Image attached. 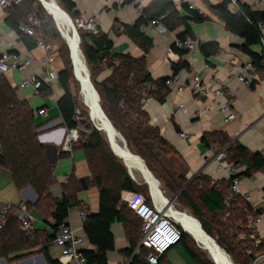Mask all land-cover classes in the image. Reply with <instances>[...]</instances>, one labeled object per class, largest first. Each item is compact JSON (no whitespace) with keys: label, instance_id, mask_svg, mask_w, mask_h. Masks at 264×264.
Masks as SVG:
<instances>
[{"label":"trees","instance_id":"16d2710c","mask_svg":"<svg viewBox=\"0 0 264 264\" xmlns=\"http://www.w3.org/2000/svg\"><path fill=\"white\" fill-rule=\"evenodd\" d=\"M55 1L72 19L76 17L73 1ZM212 7L225 27L243 39L239 45L240 50L250 57L254 67L264 71V65L261 64L264 54L260 45L262 32L257 27L258 22L264 21V11L253 10L242 2L239 3L237 10H232L228 0H220ZM183 8L187 12L185 15L177 10L173 0H151L148 6L142 8L134 23L125 26L127 35L142 49L143 53L140 56L134 57L128 53L111 54L108 50L112 42L106 33L100 31L92 33L78 28L80 48L91 82L99 94L103 112L124 137L128 149L143 159L147 168L161 181L165 191L176 194L178 200L180 197L184 198L180 203L193 214L201 223L203 230L215 239L235 264H249V259L243 255L236 235L247 229V219L253 214L260 213L259 210H254L248 201L239 198L234 200L232 205L225 206L223 200L228 185L212 183L205 177L198 176L183 188L185 179L170 176L167 169L168 161L161 155L163 152L172 151V147L160 135L157 127L149 124L148 115L142 107V92L161 101L169 89L164 83L168 77L152 79L146 69L144 55L151 47L152 40L141 30V26L151 19L161 18L168 31L175 32L176 39L193 40L195 36L192 23H200L208 16L197 9L189 8V5H184ZM3 10L7 13L6 24L16 31L27 49L35 47L38 40L45 44H58L57 55L61 68L57 71V81L63 89V94L58 98L56 106L63 125L67 128L76 127L80 120L87 118V109H83L79 116L74 112L75 108L79 110L81 100L78 90L74 93L71 89L72 81L75 79L71 72L68 48L51 15L44 11L38 0H17ZM19 25L26 26L28 31H21ZM257 44L260 45V51L253 50V46ZM198 46L205 58L214 55L218 50L215 41L199 43ZM171 48L179 56V60L172 63V73L176 74L181 69L188 68L186 58L188 51L184 47H176L174 43ZM104 67L110 68L111 71L104 79L99 80L98 72ZM145 84L154 85L156 88L147 91L149 88ZM43 90L47 91L48 88L42 83L34 95ZM35 109L37 108L32 107L28 100L18 96L16 88L3 72H0V166L6 169L17 190L27 186L33 189L36 200L33 203L25 201L26 206L31 214L33 212L36 216L39 215L46 225L45 229L34 227L35 220H32L31 230L26 232L11 212L6 224L0 229V258L9 263L23 259L32 250L31 255L42 253L47 264H61L57 258L49 254V246L52 244L57 226L66 222L72 207L81 206L82 191L95 186L98 192V207L95 211L86 210V219L83 223V232L88 244L92 246L83 250L85 264H108L107 252L115 248L114 235L111 231L114 222L124 226L128 244L120 251L129 259L126 264H149L144 257L148 253L147 248L141 246L139 254L133 253L140 238V231L138 234L136 221L131 218L120 197L122 190L140 193L149 205L147 185L137 184L129 177L121 159L113 154L101 132L94 127L90 128L88 133H83L85 135L83 141L80 137L71 146L73 148L74 144H79L84 149L90 176H76L70 173L62 182H56L54 164L49 162L44 145L38 140L37 129L40 123L34 114ZM202 140L207 146L210 144L226 146L229 161L246 165L243 171L245 175H249L253 170L264 169V160L259 153L250 154L240 143L229 142L221 131L205 134ZM68 154L66 150H59L56 156L59 159ZM194 192L196 198L192 196ZM202 207L207 213L218 216L216 219L213 218L215 222H209L203 214ZM190 240L193 241L181 230L179 242L186 245L196 263L213 264L205 254H201L199 247L197 249L191 244ZM188 244L192 249L188 248ZM236 247L238 250L235 253Z\"/></svg>","mask_w":264,"mask_h":264},{"label":"crops","instance_id":"0c3cea01","mask_svg":"<svg viewBox=\"0 0 264 264\" xmlns=\"http://www.w3.org/2000/svg\"><path fill=\"white\" fill-rule=\"evenodd\" d=\"M71 1L75 5L73 8L76 14L75 18H91L97 30L108 35L112 42V46L108 50L109 53H128L134 57L143 53L142 49L125 31V26L133 24L139 16L136 8L130 5H118L116 0ZM139 1L142 7L148 6L151 2V0ZM173 2L182 15L187 14L183 6L192 5L191 8L197 9L208 18L200 23L193 22L191 25L195 36L193 41L196 49L186 55L189 63L188 68L181 69L176 73L179 78L168 88L169 91L163 100L160 101L153 97L142 103V107L148 115L149 124L157 127L160 135L172 147V151L161 153L164 156L163 159L165 158L168 161L167 169L170 176L175 179L183 177L185 179L183 188L198 176L205 177L210 181L215 180L225 186L227 185L225 172L219 167V161L216 158L218 145L210 144L207 146L202 137L205 134L221 131L229 142L240 143L250 154L259 153L264 160V71L257 69L252 63L251 67H244L246 77L250 80L249 85L235 77L228 78L226 66L230 62H251V59L239 48L243 39L230 32L219 15L213 10L212 6L219 3L220 0H173ZM242 3L248 5L251 3L253 10L264 11V0H243ZM6 16V11L0 8V53L9 52L10 50L22 52L32 56L33 66L38 70L45 72L54 69L57 72L61 68V62L54 46L45 49L43 46L36 44L32 49H27L16 31L6 24ZM141 30L152 40L151 47L144 55L146 69L150 77L159 79L172 76V63L179 60L178 54L171 48L174 43L175 32L169 31L162 34L150 22L142 25ZM262 32L264 34V30ZM209 41L217 42L218 50L214 55L205 58L198 45ZM253 50L260 51V45L253 46ZM44 56L45 59L42 58ZM261 64L264 65V59H262ZM110 71V68L104 67L98 72V79H104ZM3 74L16 88L18 96L28 100L32 107L37 108L34 110V114L39 108L45 109V114H36L40 123L37 129L38 140L44 145V150L45 145L49 147L51 153L65 150L62 143L66 127L62 123V118L56 106L58 98L63 94V89L57 79L49 84L47 82L43 83L48 90H43L38 95L32 96L30 87L21 88L18 86L20 79L18 71L12 69ZM194 74H199L204 82H207L214 74L219 76L222 85L227 90V96L234 112L233 119H224L219 108V102L224 101L225 98L220 97L219 100L213 98L210 87H208L205 94H192L190 86ZM180 103H182V107L175 111V106ZM205 106L208 109L196 116L195 111L201 110ZM81 124L84 126V123L80 120L76 129L79 138L81 137L80 139L83 141L85 135L82 133ZM179 132H184L186 135L181 137ZM66 151L69 153L68 156L59 159L56 156L55 161H49L54 164L56 182H62L64 176L70 173L76 176H90L84 149L81 145L74 144L73 148ZM237 164L239 165L238 173L240 174L239 188L241 192L246 193L248 202L257 206L261 221L257 223L256 228L259 234L264 237V169L253 170L249 175H245L243 171L246 169V165ZM134 174L137 175L136 170H134ZM25 188L17 190L6 169L0 166V205L3 202L16 203L20 200L33 203L36 200L35 192L32 189L33 195L31 191ZM122 194L125 199L131 200L132 205H140L141 197L139 195L125 190ZM163 194H160V199ZM175 196L177 195L175 194ZM132 197H138V200H134ZM80 198L82 199L81 207L83 209L87 211L97 210L98 192L95 186L82 191ZM153 200L155 199L153 198ZM176 206L182 207L178 202ZM79 207H72L66 220V222L76 227L79 226ZM32 215L33 220H35L33 226L45 229L46 225L38 217L39 215L36 216L33 212ZM115 225L116 222L111 226L115 248L107 252L108 264H126L128 259L120 250L127 246V238L121 226ZM193 242L199 247L194 240ZM182 244L183 246L177 242L168 249L161 257L159 264H197L189 254L186 245ZM88 247L92 248L89 244ZM188 248L192 249L190 244H188ZM59 252L60 248L58 246L53 244L49 246L51 257L58 258ZM38 254L42 256L44 262L42 264H47L42 253L33 254L32 262L27 264H36L38 260L34 258ZM21 261L22 259H18L12 263L22 264ZM9 263L6 262V264Z\"/></svg>","mask_w":264,"mask_h":264},{"label":"built area","instance_id":"2783aa9c","mask_svg":"<svg viewBox=\"0 0 264 264\" xmlns=\"http://www.w3.org/2000/svg\"><path fill=\"white\" fill-rule=\"evenodd\" d=\"M17 0H0V8L5 9L11 3ZM243 0H228L230 9L237 10L239 3ZM118 5L126 6L130 5L136 8L138 13H141L142 5L139 0H116ZM251 7V3H249ZM192 5H189L191 8ZM154 28L162 33H168L167 27L161 22V18L151 19L149 21ZM39 23V22H38ZM74 23L78 28H81L87 32L96 33L98 30L95 23L91 18H74ZM258 29L262 32L264 30V21L257 23ZM19 29L23 32H27L28 28L24 25H19ZM37 45L43 46L45 49L52 48L51 45L43 43L38 40ZM174 44L176 47H184L187 51L193 52L196 49L194 41L190 38H186L184 41L179 39H174ZM260 45L262 53L264 54V34L260 38ZM45 59V56L42 57ZM172 59V57H171ZM250 61H245L243 63H238L236 61L230 62L226 66L228 71V78L231 79L235 77L239 81L250 84L249 78L246 77L244 72V67H251ZM16 70L20 74V79L18 86L23 88L28 86L31 88V94L34 95L38 92L39 87L42 83H51L53 80L57 79V72L54 69L46 70L42 72L38 70L32 63V56L26 55L22 52H16L15 50H10L9 52L0 53V72H6L8 70ZM179 76L173 74L165 79L164 83L167 88L178 80ZM149 90H154L156 87L154 85L145 84ZM208 87L211 89V94L213 98L220 99L224 97V101H220V111L222 112L225 120H231L234 118V112L231 108L229 98L227 96V90L222 85V81L217 74L212 75L207 82L201 79L199 74H194L192 76V84L190 90L192 94H205L208 91ZM141 103H145L153 98L150 94L142 92ZM218 99V100H219ZM182 107V103L175 106V111ZM208 109L205 106L201 110L195 111V115L198 116L200 112H204ZM75 114L77 115L79 110L75 108ZM37 115L45 114L44 108H39L36 110ZM181 137L186 134L184 132H179ZM79 139L76 127L65 128V135L63 138L62 147L65 150H70L74 142ZM216 158L219 161V167L223 169L226 176V181L228 185V190L225 194L223 203L225 206H230L234 203L237 198L248 201L246 193L241 192L240 186V176L238 175L239 166L237 163L229 161L226 154V146L217 148ZM67 176H64V180ZM212 183H216L215 180ZM123 192V191H122ZM121 192V194H122ZM120 194V195H121ZM136 194V193H134ZM121 199L127 201V204L132 209L139 212L141 223H140V238L136 248L133 253H140L139 248L141 246L148 249V253L144 255L145 260L149 264H157L160 258L170 249L173 245L179 242L181 238L182 226L180 223L176 222L172 215L167 214L166 211L162 210L156 204V202L151 197V203L145 204L144 198L141 197L140 205L134 206L131 204V200L125 199L123 194ZM249 203V202H248ZM250 206L256 210L257 206L249 203ZM176 203L174 204V206ZM13 213L15 217L19 220L22 229L29 232L31 230V222L33 220V215L28 210L25 200H20L16 203L3 202L0 205V229L4 227L8 220L10 213ZM78 218L79 226H73L69 222L61 223L57 226L56 232L52 239V244L60 248L58 255V261L61 264H85V258L83 256V250L87 248L88 241L83 232V223L86 219V210L83 207L78 208ZM261 221L260 213L253 214V216L247 219V229L241 231L236 235V240L239 242V246L243 252V255L249 259V264H264V237H262L257 230V223Z\"/></svg>","mask_w":264,"mask_h":264},{"label":"bare ground","instance_id":"6f19581e","mask_svg":"<svg viewBox=\"0 0 264 264\" xmlns=\"http://www.w3.org/2000/svg\"><path fill=\"white\" fill-rule=\"evenodd\" d=\"M43 3L46 6V8L50 11V13H52L54 15L58 27L61 29L62 33L64 34L65 39L68 41V43L71 47V50H72L73 56H74L76 72H77V74H78V76L82 82L84 89H85L84 94L86 92L87 100H88V97H90V104H91V109H92V114H91L92 117L91 118H92L94 124L104 126L111 134H113V132L109 128L104 116L101 114L99 108L97 107V105L95 104V102L93 100V97H92L93 91L91 90L90 84L87 81V74H86V70H85L84 65H83L84 61L82 59V56H81V53L79 51L78 46H76V34H75V31L73 30V28L71 27L69 19L66 17V15L60 9H58L55 6V4L52 0H43ZM79 47H80V45H79ZM85 63H86V61H85ZM88 72H89V70H88ZM89 80L91 82L90 73H89ZM91 84L93 85L92 82H91ZM81 103H82V101H81ZM98 103L101 107L100 99H99ZM84 106L87 109V111H86L87 115H88L87 118H89L90 122L92 123V121L89 117V114H88V107L86 105H84ZM101 109H102V107H101ZM101 134L105 138V134L102 131H101ZM121 142L122 141L120 140V137L117 134L114 135L113 147L115 148L116 152H118L121 156H123L125 158V161L128 164L134 166L133 172H134V170H136L138 177L143 178L142 176H144L149 181L151 195L155 199L156 204H158V206L160 208H162V210L166 211L167 214L172 215L176 222L180 223L181 226L185 230L189 231L192 234V236H194V238L196 240V244L206 254L207 257H209L210 259L215 258L216 261L219 262L220 264H229L230 262H229L228 257L225 255V253H223V251L218 246L215 245V243H214V242H216L215 239L212 241L210 238L211 236L209 237L206 235L205 232H203V230L201 229L199 224L194 220L192 214L185 207H177L176 205L174 206L175 203H174L173 199H171L173 206L162 204V202L160 200V194H163V192H164L162 185L160 186L156 180H154L152 177H150L149 173L145 170V168L142 166L140 161L134 155L129 153L123 147ZM130 151H131V149H130ZM131 152L133 153V151H131ZM132 198L134 200H138L137 199L138 197H132ZM170 206H172V207H170ZM232 262H233V260H232Z\"/></svg>","mask_w":264,"mask_h":264},{"label":"water","instance_id":"95a60500","mask_svg":"<svg viewBox=\"0 0 264 264\" xmlns=\"http://www.w3.org/2000/svg\"><path fill=\"white\" fill-rule=\"evenodd\" d=\"M38 1H39L40 4L43 6V8L47 11V13L51 15V17H52V19H53V21H54L55 27L57 28V30H58L60 36H61V37L63 38V40L65 41V44H66V46H67V48H68V54H69L70 62H71V72H72V76H73V78H74L76 81L79 82L78 96H79L80 100L82 101V103L88 107V114H89V117H90V119H91V121H92V126H93L96 130H98V131H100V132L102 131V132L105 134V138H106L105 140L107 141L110 150L113 152L114 155H116L117 157H119V158L121 159L122 163L124 164V166H125V168H126V171H127V174L129 175V177H130L135 183H137V184L145 183V184L147 185L148 195H149L150 197H152V195H151V190H150V184H149V181H148L144 176H142L143 178L138 179V176L135 175L134 172H133V168H134V166L128 164V163L125 161V158H124L123 156H121L118 152H116L115 148L113 147V144H114V143H113V142H114V135L117 134V135L120 137V140L122 141L121 143H122L123 147H124L129 153H131L132 155H134V156L140 161V163L142 164V166H143V167L145 168V170L149 173L150 177H152L154 180H156L157 183L160 185L161 181H160L157 177H155L154 174H153V173L147 168V166L145 165L143 159H142L138 154L132 153V152L128 149L124 137L119 133V131H117V130L115 129V127L112 125V123L110 122V120L107 118V116L104 114L103 110L101 109V107H100V105H99V103H98V101H99V99H100V98H99V94H98L97 90L94 88V86L91 84V82H90V80H89V72H88V67H87V65H86V63H85V57H84V54H83V52H82V49L79 47V45H80V37H79V33H78V27L74 24V21H73V19L70 17V15H69V14H68L63 8H61V6H60L55 0H52V1L54 2L55 6H56L58 9H60V10L66 15V17L69 19L70 24H71V27H72L73 30L75 31V34H76V46H78L79 51H80L81 56H82V59H83V61H84L83 65H84V68H85V70H86L87 81H88V83L90 84V88H91V90L93 91V92H92V94H93V96H92V97H93V100H94L95 104L97 105V107L99 108L101 114L104 116V118H105V120H106V122H107L109 128L112 130L113 134H111V133H110V132H109L104 126L94 124V122H93V120H92V118H91V117H92V116H91V114H92V109H91V104H90V97H88V100H87V98H86V96H87V95H86V92H85V94H84L85 89H84V87H83V85H82V82H81V80H80V78H79L77 72H76L74 56H73V52H72V50H71V47H70L68 41L65 39L64 34L62 33L61 29L58 27L54 15H53L52 13H50V11L46 8V6H45L44 3H43V0H38ZM92 97H91V98H92ZM55 151H56V150H55V148H54V152H55ZM45 154H46V156H47V158H48L49 161H55L57 153H51L50 150H49V147H48L47 145H45ZM25 189H28V190L31 191V193L34 195V193H33V191H32V188H31L30 186H27ZM198 222H199V221H198ZM199 225H200L201 229L203 230V228H202L200 222H199ZM182 231H184L185 233H187V234H188V235H189V236H190V237L196 242L194 236H192V234H191L189 231L185 230L183 227H182ZM203 232H205V231L203 230ZM205 233H206V232H205ZM206 235L210 237L209 234L206 233ZM210 238H211L212 241L214 240L212 237H210ZM214 243H215V245L218 246V247L223 251V253H225V255L228 257L229 262H230V263H229V262H228V263H229V264H235L234 262H232V259L230 258L229 254H228V253H227L222 247H220V246L218 245V243H216V242H214ZM199 248H200V247H199ZM208 258H209V257H208ZM34 259H35V260H36V259H37V260L40 259V260L43 261L42 256H41L40 254H38V256H36ZM128 260H129V259H128ZM128 260H127V261H128ZM209 260H210L213 264H220L219 262L216 261L215 258H213V259H210V258H209ZM28 262H29V263L32 262V256L27 257V258H24V259H22V261H21L22 264H24V263H28ZM0 263H1V264H6V261H5L3 258H0ZM126 263H127V262H126ZM9 264H13V263L11 262V263H9Z\"/></svg>","mask_w":264,"mask_h":264},{"label":"rangeland","instance_id":"374dc122","mask_svg":"<svg viewBox=\"0 0 264 264\" xmlns=\"http://www.w3.org/2000/svg\"><path fill=\"white\" fill-rule=\"evenodd\" d=\"M44 9V8H43ZM44 11H45V9H44ZM45 12H47V11H45ZM73 21H74V19H73ZM54 23V22H53ZM75 24V23H74ZM78 32H79V30H78ZM63 41V40H62ZM64 42V41H63ZM65 43V42H64ZM47 44H49V45H51V46H54V49L57 51L58 50V44H50V43H47ZM66 45V44H65ZM66 48H67V46H66ZM71 89H72V91L74 92V93H77V90H79V82L78 81H72V84H71ZM81 102V101H80ZM83 109L85 110V107H84V104H82V103H79V112H78V116H79V114H81V112L83 111ZM88 117V116H87ZM82 123H84V126L81 124V128L83 129V131H82V133H88L89 131H90V128H92L93 126H92V123L90 122V120H89V118H86V119H84L83 121H82ZM83 126V127H82ZM103 136V135H102ZM118 158V157H117ZM142 187H145V186H142ZM189 189H190V187H189ZM147 191V190H146ZM166 193V194H165ZM165 193L161 196V202H162V204H164V205H172L173 206V204H172V200H170V199H173V201H174V203H179L180 205H182L181 203H180V201H184V198H182V197H180L179 198V200L176 198L177 196H173V194L172 193H170V192H168L167 190L165 191ZM137 195H139L140 197H142V198H144L143 197V195H141L140 193H136ZM147 195H148V193H147ZM192 196H193V198H196V193L194 192V193H192ZM120 197H121V195H120ZM121 201L123 202V203H125V205H126V207L128 208V210H129V213H130V215L132 216L131 218H133L135 221H136V224H137V228H138V234H139V223H140V215H139V212H137L136 210H134V209H132L131 207H129V205L127 204V201L126 200H124V199H121ZM149 201H150V203H151V199H150V197H149ZM155 201V200H154ZM197 202H198V200H197ZM145 204H147L146 202H145ZM198 205L201 207V205H200V203L198 202ZM182 207H185L184 205H182ZM202 210H203V214H204V216L209 220V222H215V220L214 219H216V218H218V216L216 215V216H213L212 214H210V213H207V211L204 209V207H202L201 208ZM213 216V217H212ZM211 217H212V219H211ZM214 218V219H213ZM195 220V219H194ZM196 221V220H195ZM115 226H121V228H122V230H123V233H124V235H125V230H124V226L121 224V223H118V222H116V225ZM136 228V229H137ZM116 231H117V229H116ZM215 237V236H214ZM191 241V244H193V245H195V243L192 241V240H190ZM178 244H180V245H182L183 246V244L181 243V242H178ZM180 245H178V246H180ZM195 247H197L196 245H195ZM197 249H198V247H197ZM237 250H238V248L236 247V251H235V253L237 252ZM201 252V254H204L202 251H200ZM32 254V250L28 253V255L27 256H25V257H23V258H27V257H29V256H32L31 255ZM42 263H44L42 260H40V259H38V261H37V263L36 264H42ZM1 264V263H0ZM25 264H27V263H25Z\"/></svg>","mask_w":264,"mask_h":264},{"label":"clouds","instance_id":"9594fccd","mask_svg":"<svg viewBox=\"0 0 264 264\" xmlns=\"http://www.w3.org/2000/svg\"><path fill=\"white\" fill-rule=\"evenodd\" d=\"M124 191V190H123Z\"/></svg>","mask_w":264,"mask_h":264}]
</instances>
